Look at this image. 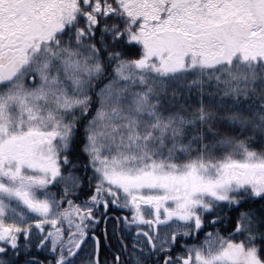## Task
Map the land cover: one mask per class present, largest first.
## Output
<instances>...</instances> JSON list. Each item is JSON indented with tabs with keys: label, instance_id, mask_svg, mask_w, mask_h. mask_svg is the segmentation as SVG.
Instances as JSON below:
<instances>
[{
	"label": "snow or ice",
	"instance_id": "1",
	"mask_svg": "<svg viewBox=\"0 0 264 264\" xmlns=\"http://www.w3.org/2000/svg\"><path fill=\"white\" fill-rule=\"evenodd\" d=\"M0 264H264V0H0Z\"/></svg>",
	"mask_w": 264,
	"mask_h": 264
}]
</instances>
